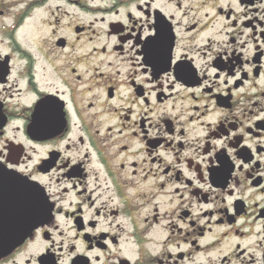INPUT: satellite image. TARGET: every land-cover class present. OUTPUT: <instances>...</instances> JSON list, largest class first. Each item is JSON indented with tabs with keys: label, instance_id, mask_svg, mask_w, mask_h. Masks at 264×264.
Returning <instances> with one entry per match:
<instances>
[{
	"label": "flooded vegetation",
	"instance_id": "flooded-vegetation-1",
	"mask_svg": "<svg viewBox=\"0 0 264 264\" xmlns=\"http://www.w3.org/2000/svg\"><path fill=\"white\" fill-rule=\"evenodd\" d=\"M13 171L0 264H264V0H0Z\"/></svg>",
	"mask_w": 264,
	"mask_h": 264
},
{
	"label": "water",
	"instance_id": "water-1",
	"mask_svg": "<svg viewBox=\"0 0 264 264\" xmlns=\"http://www.w3.org/2000/svg\"><path fill=\"white\" fill-rule=\"evenodd\" d=\"M12 191L14 200H20V198L29 197L28 209L14 210V213H24V218H13V224L7 227V233L0 234V255H3L13 248H15L20 242H22L27 235L34 229L37 223L38 209L35 204L32 203V197L37 196L35 186L33 183H26L23 180L16 178L14 175L12 178ZM28 192L25 196L24 193ZM25 196V197H24Z\"/></svg>",
	"mask_w": 264,
	"mask_h": 264
}]
</instances>
